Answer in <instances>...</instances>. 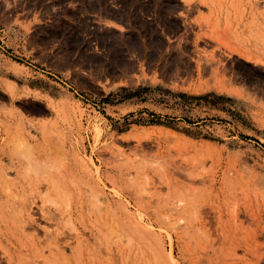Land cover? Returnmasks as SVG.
Masks as SVG:
<instances>
[{"label":"rangeland","instance_id":"1","mask_svg":"<svg viewBox=\"0 0 264 264\" xmlns=\"http://www.w3.org/2000/svg\"><path fill=\"white\" fill-rule=\"evenodd\" d=\"M209 1L0 0V264H264V0Z\"/></svg>","mask_w":264,"mask_h":264},{"label":"crops","instance_id":"2","mask_svg":"<svg viewBox=\"0 0 264 264\" xmlns=\"http://www.w3.org/2000/svg\"><path fill=\"white\" fill-rule=\"evenodd\" d=\"M186 5H190L192 3L193 0H182ZM203 5L208 6V7H216V4L214 3V1H209V0H203V2H201ZM215 4V5H214ZM112 24V23H111ZM111 24L108 23V25L112 26ZM113 27H117L120 28L118 25H114ZM204 30H199L197 32V34H200L201 32H203ZM1 32L5 33V30H1ZM196 34V35H197ZM202 38V36L200 37ZM211 40H215V38L212 37H207ZM227 50L229 52V56L231 55H236L241 56L242 54V49L237 48V47H231V46H227ZM3 63H6V61H2ZM2 64H0V68L2 67V69H0V78H3L6 82H9V89L11 92L15 91V87L19 86V78L14 76V74L12 72H7L5 69H3L4 67H10V64L8 65L7 63L4 64L3 66H1ZM199 65L203 66V64H201L199 62ZM31 67V66H30ZM33 67L30 68L33 71ZM12 70L19 74L22 71L21 66L19 65H14ZM3 72V73H2ZM35 76H33L31 79L27 80V83H25V85L28 88L29 91L26 92L25 99H29V100H37L35 98V94H38L42 97L41 100H37L40 101L42 103H44L45 99L47 98H52L53 95L52 94H56V92L53 90V85H59L61 86L62 80L60 78H58L57 76H52V74L50 73H44V71H40V72H35ZM52 76V77H50ZM55 77V78H53ZM60 82V83H59ZM16 85V86H15ZM95 85H97L99 88L101 89H109V93L118 89V86H110L111 83H107V81H102L101 83L99 82H95ZM68 86V85H67ZM64 88V87H63ZM3 89V88H2ZM5 93L7 94H0V107L1 104L3 103L1 101V98H6L8 99V101L12 104L14 101L13 97L11 94H8V92L6 90H4ZM49 101V100H47ZM50 103V101H49Z\"/></svg>","mask_w":264,"mask_h":264},{"label":"bare ground","instance_id":"3","mask_svg":"<svg viewBox=\"0 0 264 264\" xmlns=\"http://www.w3.org/2000/svg\"><path fill=\"white\" fill-rule=\"evenodd\" d=\"M245 57V56H244ZM247 58V57H246ZM261 64H262V62H261Z\"/></svg>","mask_w":264,"mask_h":264}]
</instances>
